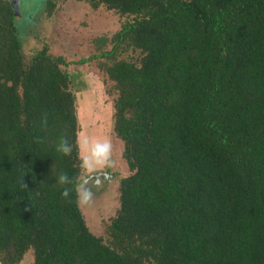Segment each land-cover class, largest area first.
Here are the masks:
<instances>
[{
	"label": "trees",
	"instance_id": "trees-1",
	"mask_svg": "<svg viewBox=\"0 0 264 264\" xmlns=\"http://www.w3.org/2000/svg\"><path fill=\"white\" fill-rule=\"evenodd\" d=\"M75 1L124 17L90 59L130 174L105 243L54 179L80 171L74 75L46 45L27 59L30 19L0 0V263L264 264V0Z\"/></svg>",
	"mask_w": 264,
	"mask_h": 264
},
{
	"label": "rangeland",
	"instance_id": "rangeland-1",
	"mask_svg": "<svg viewBox=\"0 0 264 264\" xmlns=\"http://www.w3.org/2000/svg\"><path fill=\"white\" fill-rule=\"evenodd\" d=\"M51 1L54 6L49 10L47 0H19L20 12L15 15L16 21L21 24L30 19L22 26L28 36L23 40L27 59L36 49L46 45L51 55L62 57L66 62L61 68L74 75L75 86L71 89L75 94L79 127L77 140L88 136L101 140L107 138L112 143L114 166L97 169L90 175L88 184L95 193L93 200L87 206H79L90 232L107 243L105 230L119 208L118 183L130 172L122 158L123 143L113 131L114 83L101 68L111 61L90 57L111 49L110 40L120 29L124 17L104 6L93 9L83 1ZM139 57L138 51L129 49L118 53L116 59L137 63ZM81 60L85 62L81 63ZM101 174L106 177L101 178ZM94 175L100 180L94 182L96 187L92 183ZM18 264H33L31 251Z\"/></svg>",
	"mask_w": 264,
	"mask_h": 264
},
{
	"label": "clouds",
	"instance_id": "clouds-1",
	"mask_svg": "<svg viewBox=\"0 0 264 264\" xmlns=\"http://www.w3.org/2000/svg\"><path fill=\"white\" fill-rule=\"evenodd\" d=\"M43 125H47V117L43 118ZM76 148L79 154V173L69 176L65 172H60L58 176H53L55 183L63 187L61 196L69 198L74 192L78 206L89 205L94 196L92 187L88 184L90 175L97 169H103L114 166L112 159V143L109 139L103 140L83 136L78 138ZM55 151L63 156H70L73 151V145L66 136L61 135L56 142ZM71 185V187H68Z\"/></svg>",
	"mask_w": 264,
	"mask_h": 264
},
{
	"label": "water",
	"instance_id": "water-1",
	"mask_svg": "<svg viewBox=\"0 0 264 264\" xmlns=\"http://www.w3.org/2000/svg\"><path fill=\"white\" fill-rule=\"evenodd\" d=\"M8 1H9L10 5L12 6L15 14H18L20 12V10H19V0H8ZM92 177H93V180L95 181V183L99 182V180L96 178L97 175H94ZM102 177H106V176L101 174V178Z\"/></svg>",
	"mask_w": 264,
	"mask_h": 264
}]
</instances>
